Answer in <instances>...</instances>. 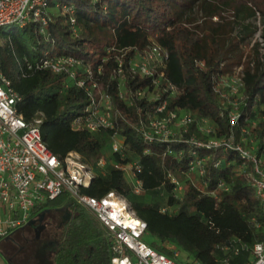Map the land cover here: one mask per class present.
<instances>
[{"label": "trees", "instance_id": "trees-1", "mask_svg": "<svg viewBox=\"0 0 264 264\" xmlns=\"http://www.w3.org/2000/svg\"><path fill=\"white\" fill-rule=\"evenodd\" d=\"M47 4L42 29L35 22L17 25L20 31L0 42L1 69L20 95L16 109L27 120L41 111V134L49 150L62 156L74 149L94 165L96 174L82 191L101 196L114 189L126 196L146 222L145 235L155 237L143 238L155 248L171 254L174 249L167 243H174L203 264H220L216 245L236 239L247 249H240L231 263L241 260L264 234L262 203L254 193L253 163L235 148L242 133L255 139L256 154L264 147V53L259 57L255 51L245 59L243 51L246 39L258 29L257 15L264 39L263 0H47ZM63 4L72 8L75 30L69 14L60 9ZM197 12L199 21L193 20ZM235 27L238 30L233 32ZM153 44L166 53L162 66L152 75L132 71L130 60ZM257 45L255 42L254 49ZM53 55L78 59L80 65L72 67L75 76L64 69L26 67V61L35 63ZM118 58L124 72L123 97L118 95V79L113 74ZM234 66H240L241 93L235 109L217 87ZM85 68L119 112L112 127L90 130L75 123L76 117L93 107L87 88L76 84L79 78L89 81ZM159 72L163 75L156 86L153 79ZM156 88L159 94L155 97L135 94ZM162 100L165 107L160 114L186 109L194 118L166 139L154 137L147 142L139 127ZM230 109L237 113L233 122ZM199 119L210 121L214 125L211 133L225 140L209 144L210 134L199 129ZM115 133L122 138L120 150L111 149ZM230 135L232 144L226 140ZM107 146L109 153L105 154ZM100 157L105 160L103 167L96 165ZM200 158L201 172L193 166ZM131 161L139 165L134 175L142 181L140 192L114 166V162ZM191 173L196 178L186 176ZM173 179L182 183L180 190ZM159 187L167 192V203L175 206L174 212L139 198ZM46 208L70 212L58 229L53 264H109L110 238L89 209L63 194L34 211L38 215ZM16 231L20 228L0 243L11 242Z\"/></svg>", "mask_w": 264, "mask_h": 264}, {"label": "built area", "instance_id": "built-area-1", "mask_svg": "<svg viewBox=\"0 0 264 264\" xmlns=\"http://www.w3.org/2000/svg\"><path fill=\"white\" fill-rule=\"evenodd\" d=\"M48 8L47 0H0V27L7 24L24 26L35 22L39 29H42L46 23L45 13ZM60 9L69 14L70 26L75 30L71 6L63 4ZM138 55H142L141 59L135 61L133 57L130 60V69L139 75H152L156 67L162 66L166 53L161 47L153 44ZM79 65L78 59L61 55L42 58L35 63L26 61L27 68L46 67L52 71L64 69L69 71L71 77L75 76L72 67ZM85 72L89 73V70L85 68ZM113 74L118 79L120 88L118 95L123 97L124 93L121 91L124 72L120 58ZM87 75L89 77L87 83L83 78H79L76 84L87 88L93 107L83 116L76 117L75 123L90 130L112 127L113 120L119 112L110 96L103 92L101 84L92 80L90 73ZM156 75L157 78L153 79L155 85L163 72ZM157 88L154 93L139 90L135 94L155 97L159 94ZM19 99L20 95L11 86L0 65V241L27 224L30 218L37 216L34 210L43 206L48 200L63 194L65 198L72 199L89 209L105 228L111 241L112 254L109 264H203L192 256L190 260H182L177 250L174 249L171 254H167L147 242L143 238L146 233L145 220L137 215L126 196L116 190L110 189L101 196L84 193L82 188L87 187L96 174L94 165L83 160L79 152L74 149L68 150L62 156L49 150L40 129L43 113L36 111L30 120L25 119L15 106ZM164 107L165 100L156 104L152 114L139 127L145 141L151 142L154 137L166 139L172 134L170 125L177 117V110H168L160 114ZM234 109L229 111L231 122L237 116ZM189 121L190 119L185 116L180 119L183 124ZM250 139L242 133L241 143L236 144L235 148L245 159L253 163L254 193L261 200L264 217V147L259 154H256L255 145L252 150L248 148ZM224 140L223 137L214 141L209 140V144H218ZM226 140L232 144L231 135ZM110 145L112 150H120L122 138L116 133L113 134ZM202 163L203 158H200L193 166L201 172ZM104 164L103 157L97 159V166L103 167ZM114 166L124 171L126 179L131 182L135 192L141 191L142 181L134 175L135 170L139 169L136 161L125 164L114 162ZM173 181L176 183V189L180 190L182 184L174 179ZM260 227L264 230L263 224ZM216 247L220 252L217 257L220 264H232L231 259L239 254L240 249H247L245 243L236 239L217 244ZM235 264H264V234Z\"/></svg>", "mask_w": 264, "mask_h": 264}, {"label": "rangeland", "instance_id": "rangeland-1", "mask_svg": "<svg viewBox=\"0 0 264 264\" xmlns=\"http://www.w3.org/2000/svg\"><path fill=\"white\" fill-rule=\"evenodd\" d=\"M264 2V0H263ZM50 10L53 12H56V7H50ZM228 15V13H226ZM214 19H217L216 16H214ZM193 20L199 21L201 20L200 12H197L193 15ZM255 23L258 27V29L255 31V33L246 39V42L243 45V51H244V58H248L250 56H254L255 51H257L259 57L263 56L264 53V39L260 34L262 23L260 21V16L257 15L255 18ZM238 30L237 27H235L233 32H236ZM20 31V27H18L16 24H7L3 25L0 28V42H4L8 36L11 33H17ZM255 42H258L257 47L254 49ZM43 50V49H42ZM142 56V55H141ZM140 55L134 56V60L138 61L141 59ZM219 88V95L224 99L225 102H230V106H236L238 103L240 93V66H234L232 71H230L227 75L222 76L220 83L217 86ZM154 93V91L150 92ZM229 104V103H228ZM187 117L189 119L194 118V113L186 110V109H178L177 110V117L175 120L171 123L170 128L173 133L178 132L181 128H185V124L180 122V119L182 117ZM260 116L257 115V119ZM255 119L252 121V124L256 122ZM197 126L199 129L206 133L210 134V141H214L215 139H221V137H216L214 134L211 133L210 129H214V125L208 121L207 119H199L197 121ZM107 141H110L109 138H107ZM255 145V139L251 138L250 142L248 143V148L252 150V147ZM109 153L108 146L105 149V154ZM189 175V176H188ZM186 176L194 178V174H187ZM182 178V177H179ZM196 178V177H195ZM182 182V181H181ZM182 184V183H181ZM167 192L164 191L163 188L159 187L152 192L149 193H143L139 198L149 201L153 207H158L160 209H164L168 211L169 213H172L176 210L175 206H172L167 203ZM30 231L25 229L24 231H16L14 236L12 237L11 242H2L0 243V249L2 250L4 254H7L8 256H12L11 264H53L51 255H49V247L48 245L42 244V242L35 241H27L25 243L24 237H26L29 234ZM146 239H153L154 236L147 234L144 236ZM19 244H22V247L19 249V251H15ZM168 246L172 247L173 249L177 250L180 254V258L182 260L192 259L191 256L186 255V253L178 246H176L174 243H167ZM16 252V254L13 252ZM5 260L0 256V264H6L4 262Z\"/></svg>", "mask_w": 264, "mask_h": 264}, {"label": "flooded vegetation", "instance_id": "flooded-vegetation-1", "mask_svg": "<svg viewBox=\"0 0 264 264\" xmlns=\"http://www.w3.org/2000/svg\"><path fill=\"white\" fill-rule=\"evenodd\" d=\"M43 214V217H39V214L35 216L34 222L31 224H25L24 226L20 227V231H24L27 229L29 234L24 237L25 241H37V242H42L44 245H48L49 247V255H52L56 245H57V236H58V229L60 228L62 222L64 221L62 219L63 211L60 208L51 210L49 208H46ZM40 225H43L39 237L34 238V230L35 227H38ZM22 247V244H19L17 249L15 250L16 252L19 251V249ZM13 252L16 254V252ZM0 256L5 260L4 262L6 264H11L12 256L11 255H3L0 254Z\"/></svg>", "mask_w": 264, "mask_h": 264}, {"label": "water", "instance_id": "water-1", "mask_svg": "<svg viewBox=\"0 0 264 264\" xmlns=\"http://www.w3.org/2000/svg\"><path fill=\"white\" fill-rule=\"evenodd\" d=\"M43 214H44V211H41L40 214H39V217H43ZM70 215V212L68 210H65L63 215H62V219L63 220H66ZM35 218H30L28 221H27V224H31L32 222H34ZM43 225H40L38 227H35V230H34V238H38L39 237V234H40V231L42 229Z\"/></svg>", "mask_w": 264, "mask_h": 264}]
</instances>
